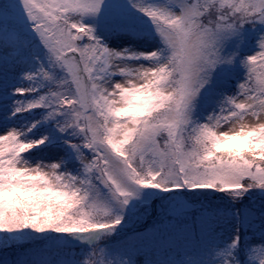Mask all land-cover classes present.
<instances>
[{"label": "snow or ice", "instance_id": "1", "mask_svg": "<svg viewBox=\"0 0 264 264\" xmlns=\"http://www.w3.org/2000/svg\"><path fill=\"white\" fill-rule=\"evenodd\" d=\"M0 93V264H264V0H0Z\"/></svg>", "mask_w": 264, "mask_h": 264}, {"label": "rangeland", "instance_id": "2", "mask_svg": "<svg viewBox=\"0 0 264 264\" xmlns=\"http://www.w3.org/2000/svg\"><path fill=\"white\" fill-rule=\"evenodd\" d=\"M2 112H3V99H2V93H0V118H2ZM258 206V204H257ZM4 255V253H0ZM158 253L153 251L151 247H144L140 253L136 255V259L138 261V264H144V261L148 259H154L156 258Z\"/></svg>", "mask_w": 264, "mask_h": 264}, {"label": "trees", "instance_id": "3", "mask_svg": "<svg viewBox=\"0 0 264 264\" xmlns=\"http://www.w3.org/2000/svg\"><path fill=\"white\" fill-rule=\"evenodd\" d=\"M37 111H39V110H37ZM25 115H26V114H25ZM128 227L131 229V228L133 227V225L130 224V225H128ZM136 227H138V225H136ZM133 234H134V233H130V235H133ZM5 255H7V257H8L9 259H12V254H11V253H7V254H4V255L0 254V259H3Z\"/></svg>", "mask_w": 264, "mask_h": 264}]
</instances>
